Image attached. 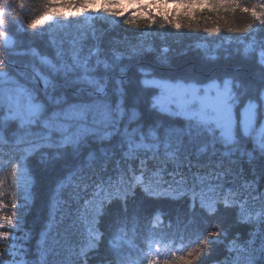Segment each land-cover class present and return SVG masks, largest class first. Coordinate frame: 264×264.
I'll list each match as a JSON object with an SVG mask.
<instances>
[{
  "label": "snow or ice",
  "instance_id": "6c2138e0",
  "mask_svg": "<svg viewBox=\"0 0 264 264\" xmlns=\"http://www.w3.org/2000/svg\"><path fill=\"white\" fill-rule=\"evenodd\" d=\"M126 3L129 6L137 4L139 7L131 8L126 14L123 10ZM0 7L3 8L0 11V18L3 19V23H0V27L3 28V34H0V47H3L9 56L25 55L29 52L33 56H39L34 48L27 51L21 49L22 41L17 37L25 33L30 36L49 35L48 29L53 25L71 26L79 24L89 16L97 20L103 17L107 21H111L112 17H123L124 23L138 28L141 25H147L149 28L158 25L159 29L166 27L175 30L202 29L209 34L225 29L228 33L240 34L231 37L217 36L212 39L227 40L229 43L241 45L243 58L259 68L261 83L254 96L249 94L251 85L241 83L238 76L229 74L223 77H210L207 81L195 78L156 79L154 72L141 67L138 71L144 78L140 83L145 88L152 86L159 89L158 95L151 99V108L182 117L187 122L186 132L190 139H201L205 142L211 140L222 144L229 151L239 150L247 141L253 144V153L264 157V124L257 130L255 126L257 104L253 102L259 100L260 107L264 108V39L259 41L256 39L259 34L264 33V0H41L37 18L27 26L23 17L26 9L31 10L28 0H0ZM68 17L75 19H65ZM38 25L42 27L38 28ZM45 25L47 28L43 27ZM154 32L155 30L149 34ZM51 43L55 46V39H51ZM237 52L240 53L241 48L238 47ZM133 54L142 55L143 49L134 50ZM116 59H119V56ZM211 59L216 57L213 56ZM40 61L49 66L52 73L58 74L63 69L65 79L69 71L76 73L77 82L92 89L93 100L87 104H71L49 115L35 89L21 84L13 75L11 64L0 59V148L22 149L20 155L15 157L0 152V258L18 253L20 251L18 234L25 232V236L28 235L24 221L33 199L30 189L34 183L30 178L29 157L38 148L44 146L56 148L58 157L69 151L78 155L90 141L102 142L114 136L119 138L122 146L127 147L125 156L129 157L135 155L138 150H151L160 145L166 151L169 148L167 138L157 136L156 123L147 126V130L139 127V121L136 127H132V120L138 114L135 109L129 114L124 108L127 96L124 85L128 83L127 80L115 81L116 86L111 88V92L120 100L114 104L109 103V85L112 79L110 73L114 66L107 60L101 61L98 57L96 59L97 67L103 64V72H97L88 57H74L72 66L62 64L60 68L46 56H41ZM33 71L35 73L33 80L39 77L43 81L45 95L48 94L49 87H57L49 76L39 72L35 66ZM120 72L123 74L124 69L121 68ZM149 76L153 78H147ZM241 93L247 96L248 103L243 108L242 120L238 124L235 106ZM62 102L67 103L60 99L54 101L56 105ZM125 120L128 123L127 127L123 123ZM9 121L18 124L11 144L2 131V126ZM33 125L42 127L39 132H33ZM168 154L172 155L171 152ZM141 163L143 164V161ZM74 176L75 173L69 170V175L58 180L53 189L54 195L50 205L53 211H50V220L45 226L48 231L55 224L53 212L56 208V194L65 182L72 180ZM136 186H142L145 193L154 197H175L178 191L171 187L160 191L161 185L146 183L143 176H137L135 173L102 191L93 202L85 206L81 240L74 255L75 264H87L89 252L99 247L101 237L104 235L101 232V217L105 214L107 205L114 200H120L127 213V200L135 195ZM218 202L220 201L216 199L201 198L200 207L210 217L217 212ZM222 202L225 206H231L235 204V198L230 194L223 195ZM139 215L140 210H136L133 214L134 219ZM163 215L157 210L147 218L145 229L138 238L135 226L132 229V236H129L121 226L124 221L118 218L117 226L108 238L109 250L113 257L110 264H197V262L203 264L201 257L206 254L205 250L223 243L225 233L222 231L208 232L204 235L207 217L194 218L183 225H178L175 230L168 231L163 227ZM237 223H247L255 229L250 235L258 236L260 253L264 255V200L260 202L258 209L252 205L240 204ZM46 234H41L42 239ZM238 239L234 238L226 245L229 256L218 264H254L249 253L255 248L256 241L250 239L239 243ZM232 252L236 253L235 258L231 256ZM0 264L9 262L0 259ZM11 264L29 262L18 259Z\"/></svg>",
  "mask_w": 264,
  "mask_h": 264
},
{
  "label": "trees",
  "instance_id": "16d2710c",
  "mask_svg": "<svg viewBox=\"0 0 264 264\" xmlns=\"http://www.w3.org/2000/svg\"><path fill=\"white\" fill-rule=\"evenodd\" d=\"M28 3L31 10H25V26L37 18L41 0H28ZM133 7L138 8L139 5L129 6L126 3L123 10L127 14ZM123 19L112 17L111 21H107L103 17L97 20L89 16L79 24L53 25L48 29L49 35L30 36L25 33L17 37L22 41L21 49L27 51L34 48L39 56H33L30 52L9 56L8 52L0 47V59L11 64L12 73L21 84L35 89L49 115L71 104L91 103L93 96L90 87L77 82L76 73L69 71L67 79L63 69L58 74L52 73L49 66L41 63V56H46L57 68L62 64L72 66L74 57H88L97 72L104 71L102 63L97 67V57L101 61L107 60L114 66L110 73L112 79L109 85V103L114 104L120 100L111 92V88L116 86L115 81L127 80L128 83L124 85L127 93L124 108L129 114L133 109L138 114L132 120V127H136L139 121V127L147 130V126L156 123L157 136L162 139L166 137L169 144L167 151L160 145L151 150H138L130 157L125 156L127 147L122 146L119 138L115 136L102 142L90 141L78 155L69 151L58 157L56 148H38L29 157L30 178L34 183L30 189L33 199L24 221L28 235L25 236V232L18 234L20 251L12 254L27 258L29 264H33L32 261L37 264H75L74 255L81 240L82 217L86 204L93 202L102 191L117 185L122 178L128 179L135 173L137 176H143L146 183L161 185L160 191L170 187L178 189L177 195L154 197L145 193L142 186H136L135 195L127 200V213L120 200H114L107 205L106 212L101 217V232L104 235L99 247L89 252L87 264H110L113 257L109 250L108 238L117 226L118 218L124 221L121 226L129 236H132L135 226L138 238L145 229L147 218L157 210L164 214L163 227L168 231L204 216L207 217L204 235L208 232H224L223 243L206 249V254L201 257L203 264H218L229 256L227 244L237 237L239 243L247 241L253 232L250 224L237 223V215L240 204L252 205L258 209L260 202L264 200V157L253 153V144L247 141L239 150L229 151L222 144L211 140L205 142L201 139H190L186 132L187 122L182 117L151 108V99L158 95L159 89L152 86L145 88L140 83L144 77L138 69L143 67L154 72L155 77L173 80L195 78L207 81L210 77L235 75L240 78L241 83L251 85L249 94L254 96L261 83L259 68L243 58L241 45L212 39L217 36L231 37L240 34L228 33L225 29L212 34L205 33L202 29H159L158 25L151 28L141 25L138 28L124 23ZM40 27L42 26L38 25V28ZM43 27L47 28V25ZM153 30L154 34H149ZM51 39H55V46ZM256 39H264V33L259 34ZM238 47L241 48L240 53L237 52ZM141 49L142 55L133 54L134 50ZM117 56L119 59H116ZM213 56L216 59H211ZM165 60L167 62H163ZM33 66L49 76L57 85L56 88L49 87L47 95L43 81L39 77L33 80ZM121 68L124 69L123 74L120 72ZM57 99L67 103L56 105L54 101ZM253 102L257 104L255 125L259 126L264 108L260 107L259 100ZM247 103V96L241 93L235 106L238 124L241 120V109ZM123 123L125 127L128 126L127 120ZM41 127L33 125L32 130L39 132ZM17 128L18 124L11 121L2 126L3 135L9 144ZM21 151L22 149L15 147L0 148V152L9 157L19 156ZM169 152L172 155H169ZM69 170L75 173V176L66 181L56 194L57 202L53 212L55 224L48 231L45 226L49 223L50 211H53L50 208L53 189L58 180L69 175ZM228 194L235 198L234 205L225 206L222 202L223 195ZM201 198L220 201L216 204L217 212L209 217L200 207ZM136 210H140V215L134 219ZM42 233H47L43 239ZM258 250L260 251V248ZM12 254L5 256L10 257ZM256 264H264V259H260Z\"/></svg>",
  "mask_w": 264,
  "mask_h": 264
},
{
  "label": "rangeland",
  "instance_id": "374dc122",
  "mask_svg": "<svg viewBox=\"0 0 264 264\" xmlns=\"http://www.w3.org/2000/svg\"><path fill=\"white\" fill-rule=\"evenodd\" d=\"M134 5H137V4H134ZM156 79H165V78H159V77H155ZM151 79V78H149ZM255 103V102H254ZM247 105V104H246ZM244 108V107H243ZM243 108L241 109V113L243 111ZM235 114L237 115L236 113V110H235ZM240 119L242 120V115L240 116ZM262 121L260 123L261 124H264V113H263V116H262ZM260 125H255L257 127V130L259 129ZM255 231V229L253 228V232ZM255 240L256 241V244H255V248L250 250V253L249 255L252 256V260L254 262V264H256L260 259H264V255H261L260 251L258 250L260 248V243H259V239H258V236H250L248 237L247 240ZM243 243V242H242ZM254 252V255H252V253ZM12 255H14V257H12ZM10 257L8 256H3L2 258L0 259H3L4 261L6 262H9V264H11L12 261L14 260H18V259H23L25 261H27V258L23 257V256H16L15 254H12ZM16 256V257H15ZM236 256V253L234 255V258ZM13 258V259H12ZM33 264H37L36 262L32 261Z\"/></svg>",
  "mask_w": 264,
  "mask_h": 264
},
{
  "label": "clouds",
  "instance_id": "9594fccd",
  "mask_svg": "<svg viewBox=\"0 0 264 264\" xmlns=\"http://www.w3.org/2000/svg\"><path fill=\"white\" fill-rule=\"evenodd\" d=\"M2 10H3V8L0 7V11H2ZM0 23H3V19L2 18H0ZM0 34H3V28L2 27H0Z\"/></svg>",
  "mask_w": 264,
  "mask_h": 264
},
{
  "label": "bare ground",
  "instance_id": "6f19581e",
  "mask_svg": "<svg viewBox=\"0 0 264 264\" xmlns=\"http://www.w3.org/2000/svg\"><path fill=\"white\" fill-rule=\"evenodd\" d=\"M176 195H177V194L175 193V196H176ZM234 255H235L234 253L231 254V256H232L233 258H234Z\"/></svg>",
  "mask_w": 264,
  "mask_h": 264
}]
</instances>
